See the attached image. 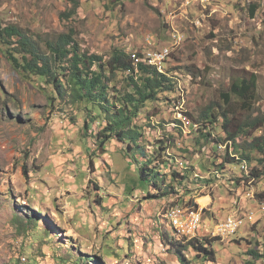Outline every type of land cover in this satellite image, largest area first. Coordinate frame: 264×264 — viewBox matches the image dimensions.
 Wrapping results in <instances>:
<instances>
[{
  "label": "rangeland",
  "instance_id": "1",
  "mask_svg": "<svg viewBox=\"0 0 264 264\" xmlns=\"http://www.w3.org/2000/svg\"><path fill=\"white\" fill-rule=\"evenodd\" d=\"M0 26L19 28L42 54L68 33L87 52L106 58L117 48L135 55L175 47L165 70L179 82L178 99L148 105L138 120L149 154L169 140L163 159L175 161L168 171L196 168L202 156L215 154L214 140L226 133L207 138V131L199 132L200 122L197 132L191 121H201L210 106L224 109L221 94L235 75L259 76L251 113L264 116V0H0ZM175 29L182 36L178 46L172 41ZM7 40L15 52L21 47L16 36ZM2 41L0 36V264H181L170 240L186 244L184 237L197 235L190 224L180 234L166 219L176 196L148 199L155 191L140 179V163L123 144L113 140L107 152L99 146L96 134L105 121L87 129L85 104H76L70 91L60 97L45 82L22 74ZM193 65L200 77L189 71ZM236 141L244 143L242 136ZM233 144H216L219 162L227 150L240 158ZM232 168L240 171L238 164ZM242 169V185L222 177L211 190H194L190 195L199 208L174 205L187 214L202 212L203 233L234 212L248 218L236 236L213 243L214 262L187 248L192 264H264V172L256 179L247 163ZM205 196L207 205L200 201Z\"/></svg>",
  "mask_w": 264,
  "mask_h": 264
},
{
  "label": "trees",
  "instance_id": "2",
  "mask_svg": "<svg viewBox=\"0 0 264 264\" xmlns=\"http://www.w3.org/2000/svg\"><path fill=\"white\" fill-rule=\"evenodd\" d=\"M255 10L256 7L253 6L252 12ZM0 36L6 47L5 52L9 54L10 60L22 74L45 82L53 87L60 97H65L70 91L76 104L82 106L85 104L83 110L88 118L85 122L87 129H90L96 121H105L96 134L99 146L107 152L106 145L113 140L123 144L121 148L128 156L138 164L140 163V179L151 184L157 193L149 192L148 199L176 196L175 202L166 209V213L175 204L199 208L200 205L190 194L201 187L211 190L212 183L216 180L222 182V177H226V181L234 187L242 185V179L246 180L242 169L244 163L252 167V177L258 179L263 174L264 134H260V131L264 128V116L253 117L251 113L254 112L252 110L255 109L254 104L258 100L259 76L256 73L245 72L235 75L229 88L221 94L225 104L224 109L217 106L216 111L215 107L210 106L200 114L201 121L197 119L191 121V128L197 132L199 128L202 135L205 134L204 131H207L205 134L207 138H210L213 132L226 133V136L219 134L214 140L215 154L207 155L203 151L205 157L202 156L196 168L194 165L183 171L172 169L169 172V165L175 161L172 157L163 159L169 140L161 142L149 154L144 145L145 129L138 122L140 114L148 108V105L156 108V104L160 101L178 99L175 96L180 91L179 82L169 70L161 72L157 67L149 64L145 58L135 62L133 59L135 55L122 48L115 49L108 58L101 54L89 53L81 47L73 34L69 33L62 34L57 42L49 45V54H42L33 41L15 26L3 30L0 26ZM9 36H16L19 39L21 47L16 52L15 48L8 46ZM189 71L195 77H200L202 73L197 65L190 67ZM89 104L97 106V109L91 108ZM148 113L147 115L151 114V112ZM196 121L200 122H198V129L195 128ZM210 125H212L211 129H209ZM240 136L243 141L244 138L251 140L238 143L236 140ZM199 139L196 142L197 145L200 142ZM229 140L233 141V146L236 147L235 152L237 151L240 158L231 156L227 150L223 161L219 162L216 144ZM254 152L259 156H255ZM138 153L142 156L141 159L137 157ZM253 161L257 162V166L252 165ZM232 164H238L240 171L236 172ZM231 170L232 174L229 173ZM200 171L211 174V177L202 176ZM169 175L171 176L170 184L166 185ZM186 183L191 184L192 188L186 187ZM194 187L196 188L193 189ZM166 213V219L172 227ZM175 237L174 235L173 239H176ZM183 240L186 244L182 241L170 240L181 264L193 263L184 253L189 247L196 251L197 258L212 262L217 260L216 251L212 246L215 241L220 240L219 238L212 240L205 235H198L193 238L184 237ZM250 253H257V250ZM81 263L77 260V264Z\"/></svg>",
  "mask_w": 264,
  "mask_h": 264
},
{
  "label": "built area",
  "instance_id": "3",
  "mask_svg": "<svg viewBox=\"0 0 264 264\" xmlns=\"http://www.w3.org/2000/svg\"><path fill=\"white\" fill-rule=\"evenodd\" d=\"M188 4H190V0H188ZM180 36V31L175 29L173 31L172 41L176 40L177 37ZM173 54V46H167L160 49H150L144 51L143 53L135 52V57L133 59L135 62L142 61V58H151L154 60L162 61L167 64L168 60L171 58ZM182 161H187L185 158ZM254 178V177H252ZM250 187V180H248V189ZM255 194V192H254ZM180 221L185 217V212H181V215H178ZM252 219V217H250ZM245 223H248V218L246 216H242L239 213L237 215H230L226 218L216 219V225L212 232L203 233V231L195 230V233H202L205 236H211L213 238H228L232 236H236V234L240 231V229L244 226Z\"/></svg>",
  "mask_w": 264,
  "mask_h": 264
},
{
  "label": "bare ground",
  "instance_id": "4",
  "mask_svg": "<svg viewBox=\"0 0 264 264\" xmlns=\"http://www.w3.org/2000/svg\"><path fill=\"white\" fill-rule=\"evenodd\" d=\"M174 15V14H173ZM182 41V36H179L176 38V40L174 41V46H178ZM175 49V47H173V50ZM150 61L154 63V66H156L161 72H166L165 70V65L166 63L162 62V61H158V60H154L150 58ZM196 124V123H195ZM200 201L203 205H207V203L210 201V197L209 196H205V197H201ZM195 211V210H194ZM181 212H185V217L182 220V222L180 221V218L178 215H181ZM202 212H193L191 214H187L186 212V208L181 207V206H174L172 207L169 212H168V218L171 220V224L177 229V231L180 234H183L181 231H185L188 228V225L190 224L189 229L191 231L195 230H200V220L202 217ZM238 213L234 212L232 215H237ZM196 235H202L200 233H196ZM201 237V236H200Z\"/></svg>",
  "mask_w": 264,
  "mask_h": 264
}]
</instances>
